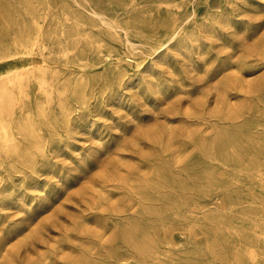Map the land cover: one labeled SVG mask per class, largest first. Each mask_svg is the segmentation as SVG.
<instances>
[{
  "label": "rangeland",
  "instance_id": "rangeland-1",
  "mask_svg": "<svg viewBox=\"0 0 264 264\" xmlns=\"http://www.w3.org/2000/svg\"><path fill=\"white\" fill-rule=\"evenodd\" d=\"M243 254L264 262V0H0V264Z\"/></svg>",
  "mask_w": 264,
  "mask_h": 264
},
{
  "label": "bare ground",
  "instance_id": "bare-ground-1",
  "mask_svg": "<svg viewBox=\"0 0 264 264\" xmlns=\"http://www.w3.org/2000/svg\"><path fill=\"white\" fill-rule=\"evenodd\" d=\"M192 8H193V6H192ZM124 31V30H123ZM125 32V31H124ZM170 40H172V39H170ZM129 41V40H128ZM44 47V46H43ZM164 47V46H163ZM167 229V228H166ZM189 230V229H188ZM243 256V258H247V259H249V260H252L251 262H252V264H264V262H261V261H256L254 258H253V254H250V255H242ZM246 264L245 262H243V259H239V258H234V261L232 262V264ZM192 264H203L199 259H198V257L197 256H195L194 257V259H193V263Z\"/></svg>",
  "mask_w": 264,
  "mask_h": 264
}]
</instances>
